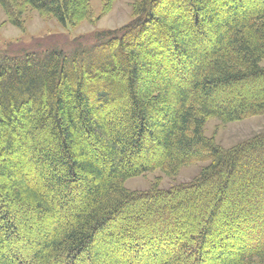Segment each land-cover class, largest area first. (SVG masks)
Wrapping results in <instances>:
<instances>
[{"label": "trees", "instance_id": "trees-1", "mask_svg": "<svg viewBox=\"0 0 264 264\" xmlns=\"http://www.w3.org/2000/svg\"><path fill=\"white\" fill-rule=\"evenodd\" d=\"M91 1L0 5L19 28L30 9L76 27ZM133 10L71 51H0V264H264V132L229 149L205 133L264 115V0Z\"/></svg>", "mask_w": 264, "mask_h": 264}, {"label": "rangeland", "instance_id": "rangeland-1", "mask_svg": "<svg viewBox=\"0 0 264 264\" xmlns=\"http://www.w3.org/2000/svg\"><path fill=\"white\" fill-rule=\"evenodd\" d=\"M140 1L142 0H92L94 21L85 20L76 27L63 26L54 17L30 9L20 18L23 24L22 28H19L10 22V18L0 5V51L24 48L35 51L41 46L59 47L64 51H71L76 43L84 45L90 43L93 39L92 35L97 32L117 30L130 23L133 20V7ZM106 5L110 6L106 7ZM10 53L15 52L7 54ZM262 132H264V115L230 123H222L216 118H211L205 127L206 136L214 138L218 145L226 149L233 148ZM208 163L198 162L183 167L175 176H168L161 170H156L128 179L125 187L133 191H147L158 183L160 188L169 189L175 184L190 182ZM233 232L239 237L242 231L236 229ZM111 245L112 243L106 244L104 247L113 248ZM106 251V249L100 251V255L103 257ZM22 253L24 260H27L29 251ZM128 256L127 258H130Z\"/></svg>", "mask_w": 264, "mask_h": 264}]
</instances>
